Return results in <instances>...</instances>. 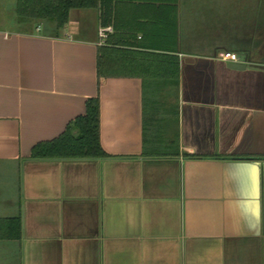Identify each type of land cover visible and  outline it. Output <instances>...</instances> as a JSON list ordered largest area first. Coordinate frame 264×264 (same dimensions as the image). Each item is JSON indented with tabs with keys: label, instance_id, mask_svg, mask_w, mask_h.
Here are the masks:
<instances>
[{
	"label": "crops",
	"instance_id": "crops-1",
	"mask_svg": "<svg viewBox=\"0 0 264 264\" xmlns=\"http://www.w3.org/2000/svg\"><path fill=\"white\" fill-rule=\"evenodd\" d=\"M15 2L0 0V264H264V0H102L58 37L12 29ZM107 41L179 59L147 144L142 80L98 77ZM96 96L112 157L31 158Z\"/></svg>",
	"mask_w": 264,
	"mask_h": 264
},
{
	"label": "trees",
	"instance_id": "trees-1",
	"mask_svg": "<svg viewBox=\"0 0 264 264\" xmlns=\"http://www.w3.org/2000/svg\"><path fill=\"white\" fill-rule=\"evenodd\" d=\"M103 5L102 0H16L13 15L17 23L25 26V31H33L38 25L44 27V33L58 37L69 21L72 9H92ZM103 24L107 25L105 12ZM103 44L98 48L97 71L99 79L137 77L143 82L144 94V144L149 142L147 104L153 110L164 109L175 95L179 82V59L174 55L146 53ZM159 86H153V85ZM146 106V107H145ZM149 106V105H148ZM149 110V108H148ZM175 144V142L173 141ZM177 144V143H176ZM177 146V145H176ZM188 158H201L187 154ZM112 157L102 148L100 142V100L92 97L86 101L84 114L71 121L58 137L33 146V159H97ZM8 221L16 224L18 234L21 229V217Z\"/></svg>",
	"mask_w": 264,
	"mask_h": 264
},
{
	"label": "built area",
	"instance_id": "built-area-1",
	"mask_svg": "<svg viewBox=\"0 0 264 264\" xmlns=\"http://www.w3.org/2000/svg\"><path fill=\"white\" fill-rule=\"evenodd\" d=\"M109 32H111V28L110 27H106V28H100L98 31V36L100 39V44L103 43V41L105 39H107V36L109 34ZM218 58L220 60H224V61H230V62H239V57L236 53H230V52H221L218 54Z\"/></svg>",
	"mask_w": 264,
	"mask_h": 264
},
{
	"label": "rangeland",
	"instance_id": "rangeland-1",
	"mask_svg": "<svg viewBox=\"0 0 264 264\" xmlns=\"http://www.w3.org/2000/svg\"><path fill=\"white\" fill-rule=\"evenodd\" d=\"M8 2L6 1L5 4ZM5 4H4V2L2 3V5H5ZM2 7H4V6H2ZM1 9H2V13L5 15L6 18H9V16H10V17H12L13 21H17V18H15V16L13 15V10H4V8H1ZM10 27L14 30L25 31V26H23L22 24H19L17 22L15 24L11 25Z\"/></svg>",
	"mask_w": 264,
	"mask_h": 264
},
{
	"label": "water",
	"instance_id": "water-1",
	"mask_svg": "<svg viewBox=\"0 0 264 264\" xmlns=\"http://www.w3.org/2000/svg\"><path fill=\"white\" fill-rule=\"evenodd\" d=\"M232 67L235 69H244L245 65L240 63H233Z\"/></svg>",
	"mask_w": 264,
	"mask_h": 264
}]
</instances>
